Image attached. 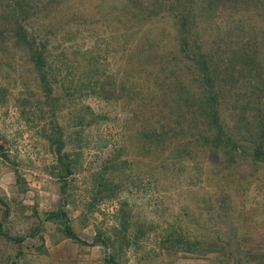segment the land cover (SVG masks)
<instances>
[{
  "label": "trees",
  "instance_id": "16d2710c",
  "mask_svg": "<svg viewBox=\"0 0 264 264\" xmlns=\"http://www.w3.org/2000/svg\"><path fill=\"white\" fill-rule=\"evenodd\" d=\"M13 80L37 83L31 95L65 195L79 157L68 150L73 135L58 113L64 103L79 105L76 100L88 96L127 107L125 139L111 143L112 165L97 177L98 196L117 195L121 173L124 185L135 162L124 159L127 150H139L145 186L158 195L174 194L176 183H168L195 169L205 187L214 174L221 194L236 191L239 158L264 161V0H0V104L19 87ZM80 105L76 123L82 130L111 117ZM254 136L260 138L256 145ZM17 180L22 182L19 171ZM228 198L208 201V210H222ZM7 205L0 198V211ZM133 217L124 203L122 239ZM44 221L59 222L69 238L87 244L68 211H50ZM149 222L139 228L141 235L154 230L155 219ZM0 236L19 243L26 238L12 235L1 218ZM158 237L165 249L219 251L218 243L194 238L182 226ZM117 243L99 232L90 245L113 249L107 264H126L118 259Z\"/></svg>",
  "mask_w": 264,
  "mask_h": 264
},
{
  "label": "rangeland",
  "instance_id": "374dc122",
  "mask_svg": "<svg viewBox=\"0 0 264 264\" xmlns=\"http://www.w3.org/2000/svg\"><path fill=\"white\" fill-rule=\"evenodd\" d=\"M13 83L19 87L0 104V198L8 204V211L2 209L0 218L12 235L26 238L19 243L0 236V264H107V253L113 249L90 245L99 232L114 235L118 259L126 264H264V161L251 163L243 156L239 158L238 173L232 177L238 186L236 191L224 190L221 194L214 188V174H207L213 187H205L201 171L195 169L187 175L190 177L168 183H176L174 194L168 190L158 195L145 186L147 167L139 150H127L124 159L129 162L135 158V162L126 171L124 185L121 173L116 178L120 184L117 195L98 196L97 177L112 165L111 143H123L125 139L121 128L126 123L127 107L88 96L78 98L79 105L64 103L58 113L61 124L73 135L68 150L79 157V168L70 178L65 195L53 173L56 158L43 135L40 111L31 95L37 83ZM87 103L97 112L110 113V119L80 129L76 109ZM79 129L81 141L75 140L74 133ZM253 142L258 144L260 138L254 136ZM17 171L22 182L17 180ZM225 197H229L228 204L222 210H208V201ZM126 202L134 217L126 239H122L121 214ZM60 208L68 211L74 230L87 244L69 238L59 222L44 221L48 212ZM153 219L154 230L149 236L141 235L139 228L149 226ZM42 221V230L33 235ZM181 226L194 238L218 243L219 251L204 255L161 247L158 236Z\"/></svg>",
  "mask_w": 264,
  "mask_h": 264
}]
</instances>
